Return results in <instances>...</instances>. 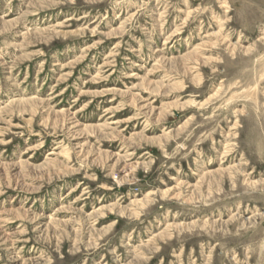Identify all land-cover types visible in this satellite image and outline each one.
I'll use <instances>...</instances> for the list:
<instances>
[{
    "label": "rangeland",
    "instance_id": "rangeland-1",
    "mask_svg": "<svg viewBox=\"0 0 264 264\" xmlns=\"http://www.w3.org/2000/svg\"><path fill=\"white\" fill-rule=\"evenodd\" d=\"M0 264H264V0H0Z\"/></svg>",
    "mask_w": 264,
    "mask_h": 264
},
{
    "label": "bare ground",
    "instance_id": "bare-ground-1",
    "mask_svg": "<svg viewBox=\"0 0 264 264\" xmlns=\"http://www.w3.org/2000/svg\"><path fill=\"white\" fill-rule=\"evenodd\" d=\"M258 97V96H257ZM130 171V169L129 168H127L126 170H125V172H129ZM130 173V172H129Z\"/></svg>",
    "mask_w": 264,
    "mask_h": 264
}]
</instances>
